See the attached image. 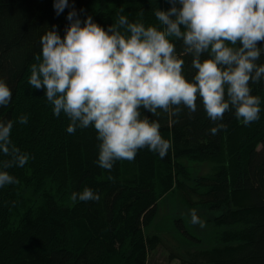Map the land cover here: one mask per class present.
I'll return each mask as SVG.
<instances>
[{
    "label": "trees",
    "instance_id": "obj_1",
    "mask_svg": "<svg viewBox=\"0 0 264 264\" xmlns=\"http://www.w3.org/2000/svg\"><path fill=\"white\" fill-rule=\"evenodd\" d=\"M68 2L57 16L54 0H0V80L12 92L0 119L14 122L10 139L29 156L23 167L7 169L19 183L0 188V264H148L153 240L145 231L160 201L175 195L188 209H206L216 214V224L236 229L222 234L230 247L209 249L201 260L184 264H264V79L250 84L251 94L261 99L259 119L245 126L231 110L216 135L199 98L196 112L183 108L178 117L159 109L153 116L141 108L142 117L159 122L172 148L163 159L140 149L133 161L118 160L105 170L97 163L94 127L69 134L70 120L64 113L55 116L43 88L28 83L31 65L40 62L35 58L41 36L55 25L63 38L73 6L81 21L90 15L105 30L118 15L163 30L154 11L171 5L168 0ZM169 39L191 82L197 71L192 56L184 54L182 40ZM257 64H264V51ZM21 115H27V124L17 122ZM85 187L100 200L73 204L71 194ZM175 226L196 242L181 221Z\"/></svg>",
    "mask_w": 264,
    "mask_h": 264
},
{
    "label": "clouds",
    "instance_id": "obj_2",
    "mask_svg": "<svg viewBox=\"0 0 264 264\" xmlns=\"http://www.w3.org/2000/svg\"><path fill=\"white\" fill-rule=\"evenodd\" d=\"M168 3V10L154 11L163 30L130 23L125 15H118L105 30L90 15L81 21L73 6L63 38L55 25L41 36V54L35 58L40 62L31 65L28 83L43 88L55 116L64 113L70 120L69 134L94 127L97 163L105 170L118 160L133 161L140 149L163 159L172 148L162 138L159 122L142 117L141 108L153 116L159 115V109L178 117L183 108L196 112L199 98L216 124L210 129L212 135L226 127L224 114L231 110L245 126L259 119L261 99L251 94L250 84L264 79V64H257L264 51L257 46L264 41V0ZM68 7V0H54L57 16ZM169 38L182 40L184 54L192 56L197 71L191 82L183 75L184 60ZM11 99V89L0 80V107ZM17 122L27 124V115ZM13 124L0 119V155L8 157L0 159V188L19 183L7 169L23 167L29 160L10 139ZM70 199L75 204L99 201L100 196L85 187ZM189 215L193 225L206 226L195 209Z\"/></svg>",
    "mask_w": 264,
    "mask_h": 264
},
{
    "label": "rangeland",
    "instance_id": "obj_3",
    "mask_svg": "<svg viewBox=\"0 0 264 264\" xmlns=\"http://www.w3.org/2000/svg\"><path fill=\"white\" fill-rule=\"evenodd\" d=\"M191 209L183 206L178 196L164 197L150 227L145 231L152 238V250L148 255V264H184L201 260L209 249H226L231 244L223 242V233L236 231L234 227L220 226L215 223V215L201 207L195 208L197 215L206 224L204 228L193 225L190 220ZM181 221L196 242L186 239L175 226Z\"/></svg>",
    "mask_w": 264,
    "mask_h": 264
}]
</instances>
